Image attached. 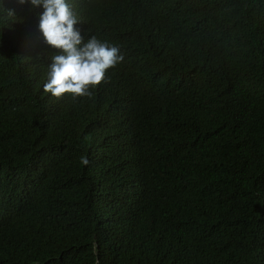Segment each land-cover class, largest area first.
I'll list each match as a JSON object with an SVG mask.
<instances>
[{
	"label": "trees",
	"instance_id": "1",
	"mask_svg": "<svg viewBox=\"0 0 264 264\" xmlns=\"http://www.w3.org/2000/svg\"><path fill=\"white\" fill-rule=\"evenodd\" d=\"M72 2L124 56L91 98L0 0V264H264V0Z\"/></svg>",
	"mask_w": 264,
	"mask_h": 264
},
{
	"label": "clouds",
	"instance_id": "2",
	"mask_svg": "<svg viewBox=\"0 0 264 264\" xmlns=\"http://www.w3.org/2000/svg\"><path fill=\"white\" fill-rule=\"evenodd\" d=\"M20 4L42 6L39 29L48 45L59 50L48 65L45 93L60 98L70 93L77 97L91 98L97 85L107 83L106 73L124 60L120 49L95 36L84 41L81 32L74 27L78 17L72 8V0H19ZM6 19L14 17L12 10H4ZM87 165L88 159L81 157Z\"/></svg>",
	"mask_w": 264,
	"mask_h": 264
}]
</instances>
